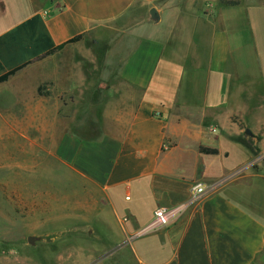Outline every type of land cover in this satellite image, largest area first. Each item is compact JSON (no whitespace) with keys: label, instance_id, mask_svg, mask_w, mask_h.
Returning a JSON list of instances; mask_svg holds the SVG:
<instances>
[{"label":"crops","instance_id":"1","mask_svg":"<svg viewBox=\"0 0 264 264\" xmlns=\"http://www.w3.org/2000/svg\"><path fill=\"white\" fill-rule=\"evenodd\" d=\"M18 2L24 10L3 21ZM222 7L0 0V75L16 69L0 82V107L12 122L39 123L52 154L82 179L75 209L64 213L74 241L56 264H264V173L250 164L258 156L233 141V159L203 129L226 115L212 80L238 91L241 107L255 105L243 90H264L255 86L264 83L256 80L264 62L247 44L264 47V2L245 7L256 13L245 21L222 15ZM151 8L157 22L148 20ZM80 113L90 123L77 124ZM195 182L205 185L197 201L167 226L134 236L155 209L187 203Z\"/></svg>","mask_w":264,"mask_h":264},{"label":"rangeland","instance_id":"2","mask_svg":"<svg viewBox=\"0 0 264 264\" xmlns=\"http://www.w3.org/2000/svg\"><path fill=\"white\" fill-rule=\"evenodd\" d=\"M211 1L225 4V7L221 8L222 15L230 19L237 16L244 21L250 19L245 13H254L252 10H245V7L264 2V0ZM23 10L20 2L13 3L8 16L2 20H12ZM206 12L209 16H215L218 11L210 8ZM234 29L232 25L231 30ZM232 31L229 32V37H234L235 32ZM254 40L258 44L261 43L255 37ZM252 43V39L247 43L251 52H257L258 60L263 63L264 47ZM219 75L222 76L220 73ZM213 76L215 74L212 73ZM256 78L257 81L264 79L263 64L257 68ZM228 79L231 80V77L228 76ZM211 83L213 84L214 81L212 80ZM212 84L209 90L221 95L219 99L223 102L221 107L226 109V115L221 122L207 120L203 125L206 135L209 127L214 126L218 129L216 139H220L225 148L233 149L235 146L233 141L250 148L253 155L258 156L257 159L253 160V158L250 161L251 166H256L264 173V121H262L264 115H261L264 110V90H243L239 93L242 98L252 96L254 99L252 104L255 105L250 103L249 105L252 106L241 107L234 103V99L240 97L236 95L238 91L231 90L228 84L227 86H212ZM263 85L262 81L255 84L258 88ZM0 108L2 110L0 113V264H56L60 254L69 252L65 250L66 242L71 239L74 241V231L67 229L72 224L69 225L64 213L76 207L75 192L81 188V176L62 165L52 154V138L45 137L47 131H38L41 126L39 123L12 122L10 119L13 116L6 111L7 109H3L4 107ZM255 114L260 118L258 123L251 122ZM76 117L80 120L77 124L90 123L91 115L80 113ZM56 124L60 126L59 122ZM246 129L249 131L247 132ZM209 139L214 141V138ZM231 152L233 159L237 158L236 148ZM232 161V159L227 160L230 163ZM81 198L80 193V201ZM30 236L33 237L31 243L28 241Z\"/></svg>","mask_w":264,"mask_h":264},{"label":"built area","instance_id":"3","mask_svg":"<svg viewBox=\"0 0 264 264\" xmlns=\"http://www.w3.org/2000/svg\"><path fill=\"white\" fill-rule=\"evenodd\" d=\"M208 133L212 138L218 137V129L214 126L209 127ZM204 189L205 185L203 182L193 183L190 187V196L187 203L177 206H164L155 209L151 219L143 227L138 229L134 236L143 235L167 226L174 219H176V217L184 210L187 204L197 201L203 194Z\"/></svg>","mask_w":264,"mask_h":264},{"label":"trees","instance_id":"4","mask_svg":"<svg viewBox=\"0 0 264 264\" xmlns=\"http://www.w3.org/2000/svg\"><path fill=\"white\" fill-rule=\"evenodd\" d=\"M78 38H80L79 35L74 37V38H72L70 41L77 40ZM61 47H62V45H59V46L55 47L54 49H51L47 53H51L54 50L59 49ZM15 70L16 69H13V70L8 71L7 73H4V74L0 75V82L5 81L11 74H13L15 72ZM38 93L40 95L42 94V88L41 87L38 88ZM199 149H200L201 152H204V153H217V149L216 148L200 146Z\"/></svg>","mask_w":264,"mask_h":264},{"label":"water","instance_id":"5","mask_svg":"<svg viewBox=\"0 0 264 264\" xmlns=\"http://www.w3.org/2000/svg\"><path fill=\"white\" fill-rule=\"evenodd\" d=\"M160 16L157 12V10L155 8H151L149 10V17H148V20L151 21V22H157L159 20ZM246 131L248 132L249 130L246 129ZM28 241L31 243L33 241V237L30 236L28 238Z\"/></svg>","mask_w":264,"mask_h":264}]
</instances>
